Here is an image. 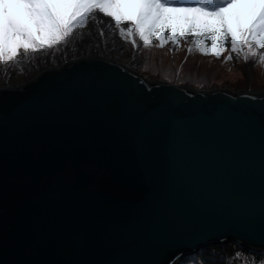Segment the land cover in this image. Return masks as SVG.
Masks as SVG:
<instances>
[{"label": "water", "instance_id": "water-1", "mask_svg": "<svg viewBox=\"0 0 264 264\" xmlns=\"http://www.w3.org/2000/svg\"><path fill=\"white\" fill-rule=\"evenodd\" d=\"M264 255V92L146 80L100 56L0 88V264Z\"/></svg>", "mask_w": 264, "mask_h": 264}, {"label": "snow or ice", "instance_id": "snow-or-ice-1", "mask_svg": "<svg viewBox=\"0 0 264 264\" xmlns=\"http://www.w3.org/2000/svg\"><path fill=\"white\" fill-rule=\"evenodd\" d=\"M103 18L125 42L138 37L145 47L153 40L163 47L191 37L216 57L230 42L231 52L264 64V0H0V63L50 49Z\"/></svg>", "mask_w": 264, "mask_h": 264}, {"label": "trees", "instance_id": "trees-1", "mask_svg": "<svg viewBox=\"0 0 264 264\" xmlns=\"http://www.w3.org/2000/svg\"><path fill=\"white\" fill-rule=\"evenodd\" d=\"M77 29L74 28L72 33L62 42L53 45L50 49H38L37 53L46 54L53 50L59 51L74 39ZM134 39L135 44L131 40L125 43L132 48L134 53L138 54V57L142 61V64L137 66L139 72H143L146 69L149 75H153V77L159 80L181 85H190L200 89L217 87L219 85L217 82L218 76L220 77V75L226 74V71L228 72L230 67H237V72H242L243 66L256 57L249 55L247 60H245L243 53L231 52L229 42L225 45L224 51L229 52L228 57L230 59H222L224 67L220 68L215 64V61H218V57H210L198 52L191 43V37L187 40L180 39L176 44L168 41V45L163 49L143 48L141 44H138V38L135 37ZM188 49L192 50L189 51ZM152 51L155 52L149 53ZM152 54H155L154 58L150 57ZM8 62H12V60ZM230 64L233 66H226ZM187 260L189 261L188 264H264V255L252 254L237 244L231 243L199 249Z\"/></svg>", "mask_w": 264, "mask_h": 264}, {"label": "rangeland", "instance_id": "rangeland-1", "mask_svg": "<svg viewBox=\"0 0 264 264\" xmlns=\"http://www.w3.org/2000/svg\"><path fill=\"white\" fill-rule=\"evenodd\" d=\"M89 24L90 23H85L83 28H78L75 32L74 39L68 42L67 45L61 48L59 51L53 50L46 54L29 51L27 54H25L23 59H21L18 56L17 58L13 59L12 62H8V63L6 62L5 64L0 63V88L3 87L2 85H6V84L13 85L14 82L18 83V85L27 82L31 79H34V77L38 76L43 71H47L51 68L61 67L63 65V60H68L71 57L78 55L80 52V48L76 47L75 45L77 34L79 31H82L85 28H87ZM113 33L115 35L116 42L119 44V50L122 51L123 53L126 52L131 55L132 69L134 70L136 69V72L140 73V75L143 76L146 80L161 81L167 84L184 86V87L186 86L197 90H217V89L229 90L234 94L239 90L264 92V65L259 62L258 55L254 59L252 58L253 60H251V62L243 66L242 72H237L238 69L237 67H230L228 69V72L226 71V74H222L220 75V77L218 76L217 82L219 85H217V87H212L209 89H200L198 87H194L190 85H181L177 83H169L166 81L159 80L158 78L153 77V75H149L146 72L147 71L146 69H144L143 72H139L137 70L138 69L137 66H140L142 64L140 57H138V54L132 51V48L125 43L124 39L118 34V32L113 31ZM138 42H139L138 44H141L143 48H148V49H152V48L163 49L168 45V43L166 42L163 47H157L159 42L153 40L149 43L147 47H145L143 45V42L140 41L139 38H138ZM208 43L210 44V42ZM92 47L94 48L93 50L94 52H100L102 50L101 41L95 39V43H92V46L90 48ZM90 48L87 51L88 54H91L93 52L92 49ZM153 52L155 51L149 53H153ZM198 52L200 51L198 50ZM228 53H229L228 51H224V50L221 52L220 54L221 57H218V61L217 60L215 61V64L218 67L220 68L224 67L223 65L224 62H222V59L228 58ZM207 56L216 57L211 54H208ZM150 57L154 58L155 54H152ZM226 66H233V65L230 64ZM191 257L192 255L190 256V258ZM188 262L189 261L186 260L180 264H188Z\"/></svg>", "mask_w": 264, "mask_h": 264}, {"label": "bare ground", "instance_id": "bare-ground-1", "mask_svg": "<svg viewBox=\"0 0 264 264\" xmlns=\"http://www.w3.org/2000/svg\"><path fill=\"white\" fill-rule=\"evenodd\" d=\"M108 20H109L108 18H103L102 20H98L97 22L90 23L87 28L78 32L75 45L76 47L80 48V52L78 55L71 57L70 59L100 56L122 67H125L127 70L141 76L140 73L136 72V69L135 70L132 69L131 55L126 52L123 53L122 51L119 50V44L116 42L113 31L108 30L107 24L105 23ZM100 31H105L106 35L103 37L100 36L99 35ZM95 39L101 41L102 50L100 52H94L93 51L94 48L93 47L90 48L92 46V43H95ZM89 48L92 49L93 51L91 54H88L87 52ZM44 72L45 71H43L42 73ZM13 85H18V83L14 82ZM13 85L10 84L2 85L3 86L2 88ZM226 91L229 92L230 94H234L229 90Z\"/></svg>", "mask_w": 264, "mask_h": 264}]
</instances>
